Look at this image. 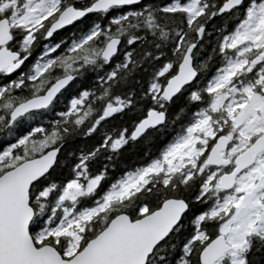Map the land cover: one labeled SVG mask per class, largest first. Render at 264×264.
I'll return each instance as SVG.
<instances>
[{
	"label": "snow or ice",
	"instance_id": "obj_1",
	"mask_svg": "<svg viewBox=\"0 0 264 264\" xmlns=\"http://www.w3.org/2000/svg\"><path fill=\"white\" fill-rule=\"evenodd\" d=\"M0 264H264V0H0Z\"/></svg>",
	"mask_w": 264,
	"mask_h": 264
},
{
	"label": "trees",
	"instance_id": "obj_2",
	"mask_svg": "<svg viewBox=\"0 0 264 264\" xmlns=\"http://www.w3.org/2000/svg\"><path fill=\"white\" fill-rule=\"evenodd\" d=\"M139 159H140V155L129 153L128 160L126 161V163H128L131 166H135V164L139 161Z\"/></svg>",
	"mask_w": 264,
	"mask_h": 264
}]
</instances>
